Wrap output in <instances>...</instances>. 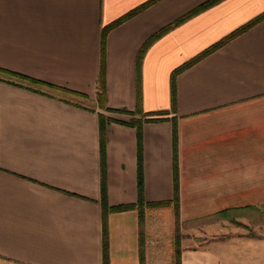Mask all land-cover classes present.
I'll return each mask as SVG.
<instances>
[{
    "label": "crops",
    "instance_id": "0c3cea01",
    "mask_svg": "<svg viewBox=\"0 0 264 264\" xmlns=\"http://www.w3.org/2000/svg\"><path fill=\"white\" fill-rule=\"evenodd\" d=\"M147 1L0 0V71L48 85L0 72V264H104L100 113L114 120L107 125L110 206L138 200V137L116 122L125 115L98 105L102 33ZM206 1L161 0L110 32L108 111L136 112L141 48ZM263 13L264 0H224L144 57L142 110L145 119H160L134 116L144 121V199L174 200L176 129L183 222L231 211L264 215V21L184 71L175 110L171 94L177 68ZM107 219L109 264H141L138 211ZM144 252L145 264H169L151 245ZM181 264L223 260L211 246L183 248Z\"/></svg>",
    "mask_w": 264,
    "mask_h": 264
},
{
    "label": "trees",
    "instance_id": "16d2710c",
    "mask_svg": "<svg viewBox=\"0 0 264 264\" xmlns=\"http://www.w3.org/2000/svg\"><path fill=\"white\" fill-rule=\"evenodd\" d=\"M161 0H148L147 2L143 3L142 5L136 7L135 9L129 11L119 19L115 20L108 26L103 29L102 33V46H101V71L98 80L97 86V100L98 105L101 109H107V84H106V50H107V39L110 32H112L117 27L121 26L128 20L136 17L137 15L141 14L143 11L147 10L154 4L158 3ZM224 0H208L195 9L189 11L182 17L178 18L172 24L164 27L159 32L154 34L150 37L144 46L141 48L140 52L137 56V68H136V92H137V107L136 112L142 118L149 116L148 114L144 113L142 110V65L144 57L149 50V48L160 38L174 30L175 28L181 26L182 24L186 23L187 21L191 20L195 16L201 14L202 12L216 6L217 4L221 3ZM264 21V13L260 16L256 17L255 19L251 20L247 24L241 26L240 28L236 29L220 41L216 42L199 55L194 57L192 60L188 61L181 67L177 68L171 76V94H172V110L176 109L177 104V93H178V77L189 68L197 65L202 60L206 59L207 57L211 56L218 50L224 48L229 43L240 37L241 35L247 33L252 28L260 24ZM3 72L11 77L20 79V80H27L29 82L35 84H41L44 86H48L47 84L37 82L35 80L26 78L22 75L15 74V73H8L5 71ZM50 87V86H49ZM122 112H128L122 110ZM132 113V112H129ZM162 114V113H160ZM100 119V149H101V204L103 209V240H104V264H109V257H108V215L110 213L116 212H124L129 210H136L138 211L139 218H140V227H143V216L144 210L147 207H161V206H171L175 205L176 208L179 209V179H178V161H177V130L175 129L174 132V162H175V177H174V186H175V197L172 201H163L157 203H147L144 199V168H143V123L142 119H134L130 123L119 122L122 124L129 125L131 127L136 128L137 130V137H138V176H137V183H138V200L135 204H127V205H118V206H110L108 201V180H107V162H106V153H107V146H108V131L107 125L114 120L110 117L105 115L99 116ZM160 121V119H145V122H156ZM179 212V211H178ZM142 246L141 252V264H145V255ZM181 264V253L178 255V263Z\"/></svg>",
    "mask_w": 264,
    "mask_h": 264
},
{
    "label": "rangeland",
    "instance_id": "374dc122",
    "mask_svg": "<svg viewBox=\"0 0 264 264\" xmlns=\"http://www.w3.org/2000/svg\"><path fill=\"white\" fill-rule=\"evenodd\" d=\"M102 110L105 113L125 115L122 117L123 121L128 123L135 119L134 116H139L137 112L133 114L122 110ZM178 211L175 205L145 208L143 227H140L141 245H145L143 250L146 245H151L160 251L159 254L164 256L169 264H177L178 255L183 248L198 249L211 246L220 253L223 264H264V245H250V238L264 241V215H257L254 211H231L217 217L183 222ZM226 240L230 241L231 245H208L211 241Z\"/></svg>",
    "mask_w": 264,
    "mask_h": 264
}]
</instances>
